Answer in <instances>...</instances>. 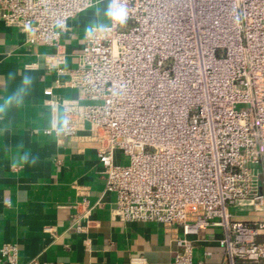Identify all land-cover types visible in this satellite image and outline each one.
<instances>
[{"label": "built area", "instance_id": "1", "mask_svg": "<svg viewBox=\"0 0 264 264\" xmlns=\"http://www.w3.org/2000/svg\"><path fill=\"white\" fill-rule=\"evenodd\" d=\"M100 1L0 0V17L29 43L58 46L61 28ZM128 8L126 25L108 21L110 31L85 35L77 63L62 70L78 91L63 101V134L90 124L116 220L180 231L170 264H206L190 236L210 226L222 229V264H264V220L231 211L264 209V0H128ZM79 217L71 228L82 232ZM0 264L46 263L20 260L5 242Z\"/></svg>", "mask_w": 264, "mask_h": 264}, {"label": "crops", "instance_id": "2", "mask_svg": "<svg viewBox=\"0 0 264 264\" xmlns=\"http://www.w3.org/2000/svg\"><path fill=\"white\" fill-rule=\"evenodd\" d=\"M107 5L101 0L69 21L61 28L58 46L27 42L24 33L0 17V247L15 243L22 261L170 264L178 249V229L114 218L116 194L105 190L99 142L88 122L73 138L45 132L54 117H64L63 101L78 97L62 70L77 63L86 29L108 22L103 15ZM25 76L31 78L25 93L6 104ZM260 190L264 192L262 183ZM231 211L250 224L264 220V209ZM76 216L85 225L82 232L71 228ZM221 236L218 226L191 235L195 258L222 264ZM258 238L264 240V230Z\"/></svg>", "mask_w": 264, "mask_h": 264}, {"label": "clouds", "instance_id": "3", "mask_svg": "<svg viewBox=\"0 0 264 264\" xmlns=\"http://www.w3.org/2000/svg\"><path fill=\"white\" fill-rule=\"evenodd\" d=\"M105 19L111 22L112 28L115 27H123L126 25L129 18V8H128V0H109L107 7L104 9L103 13ZM106 24L98 23L86 29V36L91 37L94 33H104L110 31ZM31 84V78L25 76L22 81L20 87L17 91L10 96L5 103L10 104L13 100L17 99V97L21 96L25 93L27 87ZM0 111H3V108H0ZM69 119L67 116L62 118H53L52 128L59 132L65 131L68 128Z\"/></svg>", "mask_w": 264, "mask_h": 264}, {"label": "rangeland", "instance_id": "4", "mask_svg": "<svg viewBox=\"0 0 264 264\" xmlns=\"http://www.w3.org/2000/svg\"><path fill=\"white\" fill-rule=\"evenodd\" d=\"M128 160L126 159L124 162H127Z\"/></svg>", "mask_w": 264, "mask_h": 264}]
</instances>
